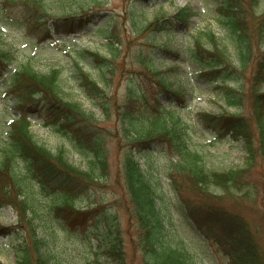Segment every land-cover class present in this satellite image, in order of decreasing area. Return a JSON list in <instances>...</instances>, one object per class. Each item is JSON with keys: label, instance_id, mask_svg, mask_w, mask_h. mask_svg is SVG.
Returning <instances> with one entry per match:
<instances>
[{"label": "trees", "instance_id": "1", "mask_svg": "<svg viewBox=\"0 0 264 264\" xmlns=\"http://www.w3.org/2000/svg\"><path fill=\"white\" fill-rule=\"evenodd\" d=\"M215 1L225 30L222 39L215 42V32L211 33V40L196 36L186 53L195 65L210 70L209 78H220L216 86L220 96L227 106L237 109L234 113L204 110L199 117L217 136L225 134L242 142L245 164L227 169L208 166L203 150L192 146L184 135L190 119L183 112L185 108L173 104L182 102L186 85L177 65L162 66L158 39L172 34L178 23L187 27L196 11L184 7L176 14L162 13L144 23L131 3L133 29L144 41L137 45L131 69L126 68L123 98L119 99L114 93L117 91L110 88L116 58L124 45L112 26L114 20L99 26L101 36L110 41V55L79 50L74 58L80 87L100 109L102 117L110 116L117 106L123 140L114 178L106 137L93 129L100 115L63 96L61 68L42 72L25 63L14 72L17 100L23 104L25 97L35 93L40 100L27 108L20 107L21 114L10 119L6 137L0 138V208L11 206L17 215L16 223L5 225L0 220V234L9 237L14 264H137L134 257L139 253L143 264H198L186 237L175 230L172 205L204 238L224 242L230 264H264V248L247 219L226 205L213 202L231 195L254 199L250 169L259 168L264 183V50L259 54L254 47L256 40L264 38V4L259 10L262 0ZM82 9L79 6V10L53 16L51 0H0V20L6 21L9 11L19 14L21 10L30 21L40 24V31H61L84 23ZM198 33L203 31L199 29ZM13 58L11 50L0 49V73L8 69ZM90 58L100 70L103 85L81 64ZM249 66L251 109L246 112L241 82ZM151 81L155 88L149 103L145 86ZM162 95L167 98L166 105L162 104ZM38 107L43 109L41 113L47 121L58 124L68 134L69 142L87 158L86 168L71 162L63 147L52 151L35 140L27 111ZM165 144L173 154L168 164L170 186L164 184L146 159L149 150L150 154H167ZM95 183L111 187L113 184L121 195L112 201H105L106 196L96 200L91 191ZM50 188L53 194L43 200L41 193ZM187 192L203 196L197 197L204 199L200 209L190 207L192 198L186 196ZM117 206L126 212V226ZM61 237L63 241L59 242ZM0 264L7 263L0 260Z\"/></svg>", "mask_w": 264, "mask_h": 264}, {"label": "rangeland", "instance_id": "2", "mask_svg": "<svg viewBox=\"0 0 264 264\" xmlns=\"http://www.w3.org/2000/svg\"><path fill=\"white\" fill-rule=\"evenodd\" d=\"M53 4L54 14H66L74 10H79V6H82L85 11H80L91 20L90 24L86 28L78 31L68 33L67 31H57L53 29L46 35H37L34 32L33 26L26 24L27 16L29 15L21 11L22 21L18 19L16 12L14 13L13 19H18L21 24L16 22L14 25H4L0 31V49L11 50L14 53V60L10 65V71H6L0 76V138L5 135L6 122L11 115L12 111H8L11 104L14 103L15 98L11 94L13 90V82L11 78V72L24 62L31 63L35 69L46 72L51 70L53 67H59L62 70L61 77L63 79V91L62 94L67 99H73L81 102L82 106L86 111L94 112L96 115H100L97 120V125L93 128L94 130L102 133L106 138L107 146L109 147L108 158L111 162V174L114 178V172L116 171L119 161V155L121 154L120 140H123L122 134V122L118 119L117 106L113 107L112 113L108 117H102L101 111L94 105V101L85 93L80 87V83L77 80V76L74 73V58L77 51L85 49L99 51L102 54L109 55L110 48L106 43V39L94 34L95 25L102 21H106L110 18V15L116 17L115 22L118 24L116 30L119 36L124 41L122 53L116 58V72L113 77V83L110 88H114V93H117L118 98H123L124 89L127 80V70L131 69V62L134 57L137 45L140 44L144 39L141 34H137L133 29L130 16L129 8L130 4L134 2L137 6V11L146 10L145 18L147 20L154 19L157 14L158 16L162 13H174L178 10V7L184 5V0H165L163 5L160 6L158 2L154 3L153 0H51ZM194 5L195 11H198L193 21V27L186 30L184 34L177 33L176 35L164 36L162 39H158L160 43H168L173 48L183 49L194 43L196 36L202 39L211 40V33L215 36V42L218 39H222L224 26L220 23V13L217 10V3L213 0H189ZM264 4V0L261 1L258 9L261 10ZM94 18V19H93ZM115 24V23H114ZM40 24H37L39 26ZM201 29L203 33L199 35L198 30ZM54 33V34H53ZM53 34V35H52ZM129 42L131 45L128 46ZM206 44V43H205ZM210 47L208 44H206ZM233 50L232 46H230ZM254 47L260 54L264 49V38L259 41L256 40ZM180 63V64H179ZM163 61L161 60L162 66L176 65L179 64L178 72L181 74V81L186 85L185 101L186 105H190L186 112L192 118H195L197 113L200 111H210L213 113H224L237 111L235 107L227 106L225 100L220 96L219 89L216 88V83L205 79L206 73L201 75L190 76L186 73V70H196V65H188L185 60L180 61ZM86 71H89L91 75L98 79L103 85L102 76L98 66L92 62V59H86L82 61ZM170 73H172L170 71ZM250 78L252 79V69L249 66L247 73L242 75V89L243 103L245 111L248 112L251 106L249 97ZM179 82V80L177 81ZM175 83L177 85L178 83ZM155 82H147L145 86L149 93V103L153 101V90L155 88ZM242 91V92H243ZM147 102V101H146ZM120 103V101H117ZM148 103V102H147ZM243 107V108H244ZM31 129L34 133L35 138L45 144L47 147L56 151L60 147H65L68 158L71 162L79 165L82 168L87 167V158L77 152L68 142L67 137L64 133L57 131L55 128L48 126L44 123L42 117L37 113L32 115ZM200 121V120H199ZM185 137L188 138L192 146H197L203 150L205 154V160L208 166L215 169H227L230 167L243 166L245 164L246 150L240 140L230 138L228 135L214 134L213 130L206 127H198L196 123H189L187 126ZM216 136V137H215ZM161 146V145H160ZM163 148L167 151L151 153L147 151L148 160L152 164L153 170L156 174L163 179L166 186H170V178L168 176V164L169 156H172V149L168 144H165ZM150 154V155H149ZM172 154V155H171ZM251 187L255 190V198L249 199L246 197L240 198L239 196H229L223 200L213 199L216 204L226 205L229 209L234 212L242 214L251 227L252 233L260 245L264 248V183L262 178V172L259 168L250 169L248 173ZM109 183H113L109 181ZM104 185L103 183H95L92 185L91 191L93 192L94 198L100 200L103 196H106L105 201H112L116 196L121 193L119 187L113 184ZM90 191V189H89ZM53 194L50 188L46 192H42L41 195L46 200V196ZM186 196H191L190 207H199L203 205L204 199L201 194L194 196L193 193L187 192ZM207 197H209L207 195ZM238 198V199H236ZM170 201V200H169ZM210 201V200H209ZM212 202V201H211ZM210 203V202H209ZM118 207V212L121 215L122 224L126 226L127 215L124 208ZM173 223L177 233L186 237V244L191 245V250L195 252L197 256L196 260L198 264H230L228 257L225 252L224 242L212 239L208 240L202 236L199 229H195L192 223L188 221V218L180 212L179 208L173 206ZM0 220L2 223L9 224L15 220V213L10 208H4L0 214ZM0 260L7 264L15 263L14 252L8 244L7 237L0 236ZM63 241L62 238L59 242ZM141 254L139 253L134 257V261L137 264L141 263Z\"/></svg>", "mask_w": 264, "mask_h": 264}]
</instances>
